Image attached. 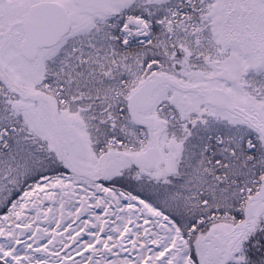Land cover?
Listing matches in <instances>:
<instances>
[{"label":"snow or ice","instance_id":"obj_1","mask_svg":"<svg viewBox=\"0 0 264 264\" xmlns=\"http://www.w3.org/2000/svg\"><path fill=\"white\" fill-rule=\"evenodd\" d=\"M0 264H264V0H0Z\"/></svg>","mask_w":264,"mask_h":264}]
</instances>
